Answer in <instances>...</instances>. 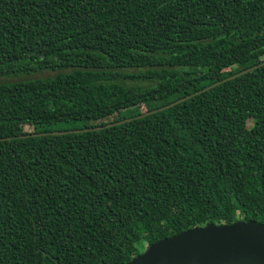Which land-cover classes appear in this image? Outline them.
<instances>
[{
  "label": "trees",
  "instance_id": "trees-1",
  "mask_svg": "<svg viewBox=\"0 0 264 264\" xmlns=\"http://www.w3.org/2000/svg\"><path fill=\"white\" fill-rule=\"evenodd\" d=\"M0 77V264L264 223V0H0Z\"/></svg>",
  "mask_w": 264,
  "mask_h": 264
},
{
  "label": "water",
  "instance_id": "water-1",
  "mask_svg": "<svg viewBox=\"0 0 264 264\" xmlns=\"http://www.w3.org/2000/svg\"><path fill=\"white\" fill-rule=\"evenodd\" d=\"M127 264H264V223L196 226L149 244Z\"/></svg>",
  "mask_w": 264,
  "mask_h": 264
},
{
  "label": "rangeland",
  "instance_id": "rangeland-1",
  "mask_svg": "<svg viewBox=\"0 0 264 264\" xmlns=\"http://www.w3.org/2000/svg\"><path fill=\"white\" fill-rule=\"evenodd\" d=\"M53 72H42V73H36L34 75L28 76L30 78H35V77H40V76H47V75H52ZM27 77V76H26ZM14 78H8V77H0V82H5V81H12ZM250 122V121H249ZM65 127H69L68 124H65ZM23 129L26 130V127H23Z\"/></svg>",
  "mask_w": 264,
  "mask_h": 264
}]
</instances>
